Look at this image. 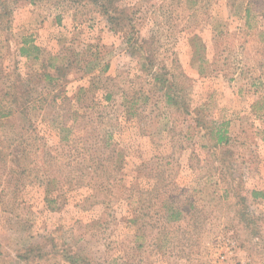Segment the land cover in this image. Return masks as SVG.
<instances>
[{"label": "rangeland", "instance_id": "1", "mask_svg": "<svg viewBox=\"0 0 264 264\" xmlns=\"http://www.w3.org/2000/svg\"><path fill=\"white\" fill-rule=\"evenodd\" d=\"M0 264H264V0H0Z\"/></svg>", "mask_w": 264, "mask_h": 264}]
</instances>
